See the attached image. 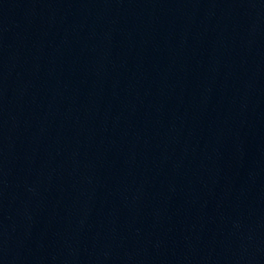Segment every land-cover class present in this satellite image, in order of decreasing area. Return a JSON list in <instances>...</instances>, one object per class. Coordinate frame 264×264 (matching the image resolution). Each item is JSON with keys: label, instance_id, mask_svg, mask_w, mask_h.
Returning <instances> with one entry per match:
<instances>
[{"label": "water", "instance_id": "water-1", "mask_svg": "<svg viewBox=\"0 0 264 264\" xmlns=\"http://www.w3.org/2000/svg\"><path fill=\"white\" fill-rule=\"evenodd\" d=\"M0 264H264V0H0Z\"/></svg>", "mask_w": 264, "mask_h": 264}]
</instances>
